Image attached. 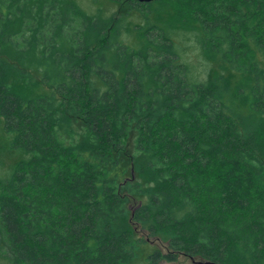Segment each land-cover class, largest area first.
<instances>
[{"label":"trees","instance_id":"obj_1","mask_svg":"<svg viewBox=\"0 0 264 264\" xmlns=\"http://www.w3.org/2000/svg\"><path fill=\"white\" fill-rule=\"evenodd\" d=\"M109 2L0 0L13 263L264 264V0Z\"/></svg>","mask_w":264,"mask_h":264},{"label":"rangeland","instance_id":"obj_2","mask_svg":"<svg viewBox=\"0 0 264 264\" xmlns=\"http://www.w3.org/2000/svg\"><path fill=\"white\" fill-rule=\"evenodd\" d=\"M78 2L81 5V8L85 10L87 14L90 15L97 14L99 12L98 9L103 12L104 16L114 15L117 12V7L115 5H112L109 0H78ZM117 20L123 23V29L126 24L134 26L143 22V19L139 15H131L130 17L128 16V18L126 16L123 17V15H117ZM125 31L126 30L124 29V34L126 35ZM124 34H122L121 37L126 39L127 36H124ZM185 35V32L183 33L182 31H178L173 34V37L180 47L184 61L188 62L189 64H192L194 67H196L197 71L201 74V76H204L205 71L208 69L209 65L200 55V52L199 50H197V47L193 46L194 43L190 40L191 38H188V36ZM129 40L133 41L134 39L131 36L130 38H128V41ZM0 141L1 143H3V138H1ZM18 159L19 157L16 156L14 153L8 151L7 149H4L3 146H0V175L4 176L6 173H8L12 166H14L18 162ZM149 248L150 250L157 248L165 251L164 244H161L159 241L155 240H150ZM180 261L181 263L192 264L190 260H186L184 258H181ZM0 264H14L12 260V255L6 247V242L1 231ZM162 264L169 263L164 262Z\"/></svg>","mask_w":264,"mask_h":264},{"label":"water","instance_id":"obj_3","mask_svg":"<svg viewBox=\"0 0 264 264\" xmlns=\"http://www.w3.org/2000/svg\"><path fill=\"white\" fill-rule=\"evenodd\" d=\"M137 1H139L141 3H149V2H153L155 0H137ZM198 264H211V263H209V262H198Z\"/></svg>","mask_w":264,"mask_h":264}]
</instances>
